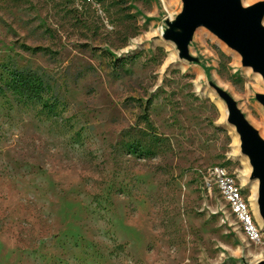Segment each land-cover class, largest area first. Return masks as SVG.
Instances as JSON below:
<instances>
[{"label":"rangeland","instance_id":"374dc122","mask_svg":"<svg viewBox=\"0 0 264 264\" xmlns=\"http://www.w3.org/2000/svg\"><path fill=\"white\" fill-rule=\"evenodd\" d=\"M182 6L0 0V264L264 261L256 180L241 179L249 161L216 90L264 140V87L205 28L188 57L161 37ZM24 72L38 97L14 84ZM217 165L240 181L261 243L206 186Z\"/></svg>","mask_w":264,"mask_h":264},{"label":"water","instance_id":"95a60500","mask_svg":"<svg viewBox=\"0 0 264 264\" xmlns=\"http://www.w3.org/2000/svg\"><path fill=\"white\" fill-rule=\"evenodd\" d=\"M182 12L166 19L163 38L177 44L182 57H188V44L195 31L205 28L242 58V66L261 74L264 80V2L243 7L240 0H182ZM227 104V122L240 138L241 153L252 166L250 180H258V208L264 222V140L242 116L235 101L216 88ZM264 106V95H257ZM259 264H264V261Z\"/></svg>","mask_w":264,"mask_h":264},{"label":"built area","instance_id":"2783aa9c","mask_svg":"<svg viewBox=\"0 0 264 264\" xmlns=\"http://www.w3.org/2000/svg\"><path fill=\"white\" fill-rule=\"evenodd\" d=\"M204 180L209 190L216 188L219 191L230 209L237 208L238 216L236 218L243 226L245 233H251V239H253L254 243H261L262 234L254 230L248 222L249 211H245L244 206L240 204L242 194L238 192V187L232 185L231 172L227 168L217 165L206 172Z\"/></svg>","mask_w":264,"mask_h":264},{"label":"bare ground","instance_id":"6f19581e","mask_svg":"<svg viewBox=\"0 0 264 264\" xmlns=\"http://www.w3.org/2000/svg\"><path fill=\"white\" fill-rule=\"evenodd\" d=\"M170 19L173 20L171 14H170ZM159 35L161 37H163L164 33H163V30L162 29L159 30ZM176 58H177L176 55H172V59L174 61H175ZM254 79L257 81L258 87H264V80H263V77L261 76L260 73L259 74H255L254 73ZM221 108H222V111H223V119L226 120L228 118V116H227V110L223 106ZM231 128H232L233 131L235 130L234 127L231 126ZM234 137H235V147L234 148H236L235 153L237 154L241 150V147H240V138H239V135L238 134H236V136H234ZM251 174H252V166L249 163L246 162V170L244 172H242V178H241V179H243V183L244 184L247 181L248 182L250 181ZM231 179H232V185L234 187H238V192L240 194H242V197H240V204L244 206V210L245 211H247V210L249 211L248 222L250 223V225H252V228L254 230H257V232L259 234H262L261 229L255 223V219H254V216L255 215H253V211L250 208V204H249L250 201L248 202L246 200L244 194H243V188H242V185H241L240 181H238V179H236L235 175H233L232 173H231ZM258 187H259V181L256 180L252 184L253 193L255 194V196L253 198V207H254V210H255V213H256V216H257V219H258L260 225L261 226H264V222L261 219L260 209L258 208V203H257L258 196H259V194H258ZM231 210H233V213H234L235 216H238V210H237V208H231ZM246 234L249 237L250 241H253V239H251V233L250 232H247ZM260 262H262V260H258V261H255V262L252 261V262H248L246 264H259Z\"/></svg>","mask_w":264,"mask_h":264},{"label":"trees","instance_id":"16d2710c","mask_svg":"<svg viewBox=\"0 0 264 264\" xmlns=\"http://www.w3.org/2000/svg\"><path fill=\"white\" fill-rule=\"evenodd\" d=\"M18 78H15L14 84L16 87L22 91L24 94L32 95L38 97L40 95L41 82L35 80L32 73H21Z\"/></svg>","mask_w":264,"mask_h":264}]
</instances>
